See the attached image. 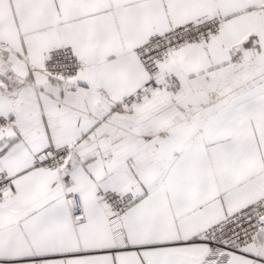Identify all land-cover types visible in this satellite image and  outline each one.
<instances>
[{
	"label": "snow or ice",
	"instance_id": "1",
	"mask_svg": "<svg viewBox=\"0 0 264 264\" xmlns=\"http://www.w3.org/2000/svg\"><path fill=\"white\" fill-rule=\"evenodd\" d=\"M0 264H264V0H0Z\"/></svg>",
	"mask_w": 264,
	"mask_h": 264
}]
</instances>
